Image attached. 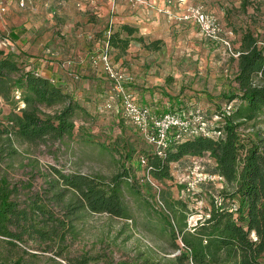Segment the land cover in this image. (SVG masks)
Masks as SVG:
<instances>
[{
    "label": "trees",
    "instance_id": "1",
    "mask_svg": "<svg viewBox=\"0 0 264 264\" xmlns=\"http://www.w3.org/2000/svg\"><path fill=\"white\" fill-rule=\"evenodd\" d=\"M135 32L136 29L128 24L110 30L107 39L110 51H125ZM241 36L239 55L234 58L238 69L233 79L234 87L223 93L227 106L219 116H213L221 119L219 125L212 128L213 122L207 119L204 111L194 117L199 120L195 125L196 133H181L180 137L176 136L178 132L172 134L163 156L155 153L148 142L150 149L139 152L137 166L145 171L140 161L145 156L153 178L162 187L160 199L165 208L158 206L153 186L146 181L143 183L154 190L151 199L157 207L147 202L153 212L160 214L164 230L170 234L174 257L158 258L143 251L127 261L128 264H264V138L259 131H253L252 136L240 131L242 125L264 115V35H256L250 29L241 32ZM11 37V34H0V42L6 38L10 41ZM159 43L155 41L148 47L158 48ZM17 92H21L22 107L15 100ZM0 99L11 104V110L0 117V150L4 151L7 146L10 153H17L16 142L47 145L65 140L73 135L76 119L87 113L75 94L60 82L28 68L20 54L3 47H0ZM123 146L126 148L127 143ZM114 149L133 165L137 154L134 149L124 152L119 146ZM186 159L190 160L189 167L199 166L202 171L217 173L225 179L222 189L207 188L211 207L192 227L188 219L189 201L175 198L171 192L165 193L163 185L169 179L174 182L173 167L183 170ZM131 166L124 164L122 171L108 180L53 168L56 178L49 181L47 192L52 193L49 199L68 215L76 209H89L132 219L129 205L122 196L124 182L133 190L139 188L130 181L137 176ZM143 172L139 178L143 179ZM175 183L180 186L181 194H186L187 184ZM15 190L16 186H10L7 175L0 176V237L11 239L10 243L15 245V239L22 240L24 234L42 241L59 238L60 227L65 221L55 218L54 210L42 203V199L22 206L12 198ZM69 193L75 199L65 202ZM94 260L95 256L88 253L69 258L71 264H91Z\"/></svg>",
    "mask_w": 264,
    "mask_h": 264
},
{
    "label": "rangeland",
    "instance_id": "2",
    "mask_svg": "<svg viewBox=\"0 0 264 264\" xmlns=\"http://www.w3.org/2000/svg\"><path fill=\"white\" fill-rule=\"evenodd\" d=\"M191 1L184 5H204L207 12L220 22L222 34L230 41L231 48L205 37L199 26L192 22L177 17V21H169L165 27L166 39L161 40L158 47L161 49L159 57H152L158 61L157 72L153 76L157 77L160 71L166 73L163 87L164 97L167 98L164 101L165 107L158 105L160 108L154 113L173 111L195 119V115H202L206 111L207 119L213 122L211 127L216 128L221 120L218 116L228 104L223 93L234 87L233 79L238 70L237 60L234 58L237 57L235 52L238 53L240 46L241 32L251 29L256 35H264V0ZM66 33L69 34L70 31ZM64 44L67 46V43ZM48 49L53 51L49 45L38 56L50 54ZM116 52V49H111L110 55L118 66L115 62ZM21 59L25 66L31 62L28 56L23 55ZM121 65L126 69L123 63ZM97 66L103 71V65ZM127 76L126 87L129 88L130 77L128 74ZM77 84L76 80H72V91L69 92L75 94L79 102L87 108V113L76 119L72 136L47 145L16 142L17 153L8 152L10 147L7 146L4 151L0 150V176L7 175L10 186L14 185L17 189L12 198L22 206H30L34 201L42 199V203L45 202L54 210L55 218L65 221V225L60 227L59 238L42 241L24 234L22 240L15 239V245L10 243L11 239L0 237V264H16L18 261L22 264H71L69 258L85 253L95 256L91 264H128L127 261L143 251L158 258L174 257L170 234L164 230L160 214L153 212L147 202L149 200L157 207L156 202L151 199L154 190H149L144 185V178H139L143 172L141 166H137L138 162L136 163L139 161V152L144 148L150 149L146 137L126 118L121 102L115 95L114 85L105 83L106 86L101 92L99 89H90L94 84L84 88H77ZM157 88L154 86L153 92ZM20 97L21 92H17L15 100L22 107ZM0 109L2 117L11 110V104L0 99ZM214 115L218 116L213 117ZM240 131L249 136L253 135V131H259L264 138V115L242 125ZM125 143L126 148L123 146ZM114 146H119L121 152L135 150L137 154L132 166L131 160L122 157ZM186 160V168L183 170L173 167L174 182L169 179L163 185L165 193L171 192L173 197L189 201L188 219L192 227L191 224L207 215L211 207L207 188H219L215 184L198 183L199 187L194 193L186 192L182 195L181 188L175 181L187 184L192 179L191 174L188 179V172L194 170L192 166L189 167L190 160ZM124 164L133 167V172L137 171V176L130 181L139 188L133 190L128 183H122L123 200L129 205L132 219L89 209H76L75 213L68 215L61 206L49 199L52 196V193L47 192L49 181L56 178L53 168L64 173L78 172L108 180L121 172ZM73 196L69 193L65 202L74 201ZM178 241L181 242L180 239ZM58 253L63 254L58 256Z\"/></svg>",
    "mask_w": 264,
    "mask_h": 264
},
{
    "label": "crops",
    "instance_id": "3",
    "mask_svg": "<svg viewBox=\"0 0 264 264\" xmlns=\"http://www.w3.org/2000/svg\"><path fill=\"white\" fill-rule=\"evenodd\" d=\"M185 2L192 1L175 0L170 6L167 0H7L5 12L0 10V34L12 35L9 49L28 56V68L60 82L66 90L72 91V80H76L77 88L94 84L90 89L102 92L105 83L113 84L93 62V56L107 44L108 31L124 24L134 27L133 40L125 51L116 49L115 62L129 75L137 104L155 112L158 105L165 107L166 73L159 70V75L153 76L158 61L152 57L158 58L161 49L148 46L166 39L165 27L169 21H177ZM49 45L53 51L48 49L50 54L41 56ZM154 86L158 90L153 92Z\"/></svg>",
    "mask_w": 264,
    "mask_h": 264
},
{
    "label": "built area",
    "instance_id": "4",
    "mask_svg": "<svg viewBox=\"0 0 264 264\" xmlns=\"http://www.w3.org/2000/svg\"><path fill=\"white\" fill-rule=\"evenodd\" d=\"M6 1L7 0H0V10L3 12H5L6 9ZM172 3L173 0H167V5L171 6ZM166 10L167 12L171 11L169 8ZM178 19L198 25L205 37H208L216 43H224L228 48H231L230 41L222 34L220 22L207 12L204 5L186 4L184 12ZM109 33L110 31H108V34ZM11 46L12 43H10L7 38L0 42V47L5 49H9ZM12 51L14 50L12 49ZM110 53V46L107 43L101 52L93 56V62L96 65H103L104 73H106L107 77L113 82L115 95L119 102H121L126 118L141 131L144 137H146L147 142L153 146L155 153L161 156L165 154L164 151L171 142L172 134L178 132L176 136L180 137L179 134L181 133H196L195 125L199 120L191 119L189 116L184 117L172 111L157 114L154 113L149 106L137 104L133 93L126 87L128 80L127 73L122 68L115 65ZM235 55L238 56L239 52H235ZM140 161L145 169L143 172L144 180L149 182L156 190L157 202L159 203L158 206L160 208H165L164 202L160 199L162 187L160 183L153 178L152 169L148 167L147 158L142 156ZM193 168L194 170H189L188 172V179L190 178V174L192 179L187 182V193H194L195 189L199 187L198 183L215 184L219 189L224 187L225 179L223 176L213 172L202 171L199 166H194Z\"/></svg>",
    "mask_w": 264,
    "mask_h": 264
}]
</instances>
